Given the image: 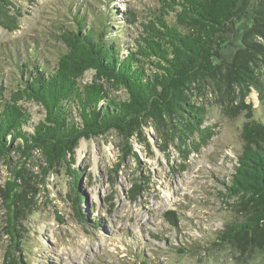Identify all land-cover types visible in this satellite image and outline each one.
<instances>
[{
  "label": "rangeland",
  "instance_id": "374dc122",
  "mask_svg": "<svg viewBox=\"0 0 264 264\" xmlns=\"http://www.w3.org/2000/svg\"><path fill=\"white\" fill-rule=\"evenodd\" d=\"M12 1L20 12L19 28H0V85L7 99L20 81L12 54L17 51L22 60L23 52L35 49L52 68L64 50L59 26L75 9L96 28L103 22L116 31L124 51L161 5V0ZM128 10L135 14L132 24L126 21ZM167 19L173 22L174 13ZM235 46L234 39L229 47ZM256 72L261 91L251 88L244 102L251 105L252 118L264 119V63ZM93 76L89 70L79 82ZM103 84L111 99L126 98L124 90ZM202 92L194 90L192 98L205 108V125L214 134L197 152L189 144L188 153L181 154L175 141L160 138L147 125L131 139L128 155L122 152L124 139L108 130L81 138L72 157L50 167L38 150L29 157L15 151L0 156V264L10 260L1 194L13 169L21 166L32 208L17 222L15 264H264V246L223 237L226 224L240 220L226 184L241 151L240 131L248 111L226 115L215 93ZM20 104L30 115L24 130L31 132L42 121L43 109L30 100ZM190 139L197 140L195 135ZM135 183L142 184V193L131 201ZM169 210L175 212V223L165 217Z\"/></svg>",
  "mask_w": 264,
  "mask_h": 264
},
{
  "label": "trees",
  "instance_id": "16d2710c",
  "mask_svg": "<svg viewBox=\"0 0 264 264\" xmlns=\"http://www.w3.org/2000/svg\"><path fill=\"white\" fill-rule=\"evenodd\" d=\"M76 10L59 26L64 50L52 68L35 49L23 52L22 60L17 51L12 54L20 81L8 99L0 85V156L15 151L29 157L38 150L50 167L72 157L81 138L108 130L124 139L122 152L128 155L131 139L147 125L160 138L175 141L181 154L188 153L189 144L197 152L214 131L205 125V108L195 103L192 93L207 89L225 104L224 114L248 111L240 131L241 151L226 184L240 220L226 224L223 237L264 246V119L252 118L251 105L244 102L251 88L261 91L255 73L264 63V0H161L124 51L116 31L103 22L96 28ZM127 13L126 21L134 23V12ZM169 13H174L173 22L167 19ZM19 17L12 0H0V28L18 29ZM89 70L93 80L80 83ZM103 82L124 90L126 98L111 99ZM23 100L43 109L42 121L31 132L24 130L30 115L20 104ZM194 135L197 140L190 139ZM23 172L22 166L14 168L1 194L7 264H15L14 250H20L17 222L32 208L21 182ZM133 185L137 190L131 191V201L142 193V184ZM165 217L176 222L172 210Z\"/></svg>",
  "mask_w": 264,
  "mask_h": 264
}]
</instances>
